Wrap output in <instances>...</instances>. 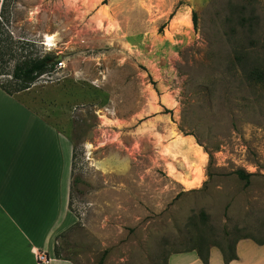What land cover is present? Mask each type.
I'll use <instances>...</instances> for the list:
<instances>
[{
    "label": "rangeland",
    "instance_id": "rangeland-1",
    "mask_svg": "<svg viewBox=\"0 0 264 264\" xmlns=\"http://www.w3.org/2000/svg\"><path fill=\"white\" fill-rule=\"evenodd\" d=\"M46 55L55 69L35 85L67 101L73 146L61 258L167 264L246 240L232 264H264V0H0V86ZM187 135L202 170L172 152ZM109 154L126 178L97 172ZM108 181L126 184L123 208L94 199Z\"/></svg>",
    "mask_w": 264,
    "mask_h": 264
},
{
    "label": "crops",
    "instance_id": "crops-1",
    "mask_svg": "<svg viewBox=\"0 0 264 264\" xmlns=\"http://www.w3.org/2000/svg\"><path fill=\"white\" fill-rule=\"evenodd\" d=\"M41 88L34 84L13 95L0 89V264H45L38 262V254H45L49 264H75L58 259L54 251L57 237L77 221L69 209L73 165V146L66 131L69 111L62 93ZM170 146L189 165L202 170L207 164L206 154L192 136H178ZM93 166L106 179L126 178L132 167L116 154L99 156ZM106 183L94 192V199L104 208L119 203L123 208L116 195L127 193L126 184L118 188ZM244 241L236 245L238 261ZM213 249L209 264H225L222 252L213 255ZM192 252L168 257L167 264H204Z\"/></svg>",
    "mask_w": 264,
    "mask_h": 264
},
{
    "label": "trees",
    "instance_id": "trees-1",
    "mask_svg": "<svg viewBox=\"0 0 264 264\" xmlns=\"http://www.w3.org/2000/svg\"><path fill=\"white\" fill-rule=\"evenodd\" d=\"M105 3V1H104ZM192 22L194 29H197L198 24V15L196 12L192 13ZM56 63L54 62V58L50 55H46L42 58L34 59L29 62H24L18 65L13 74H12V81L7 84L0 86V88L5 91L9 95H13L15 93H19L22 91H26L30 89L38 80L39 77L43 76L44 74L54 70ZM210 161H212V156L210 155ZM240 179H247V174L244 171H237L236 173ZM203 261L204 264H209V257H210V250L207 252H198L196 251ZM222 252V251H221ZM107 251H105L102 255L98 264H104V260L106 257ZM224 261L231 262L236 259L235 250L230 255L225 254L222 252ZM55 255L58 259H63L57 253V249L55 248Z\"/></svg>",
    "mask_w": 264,
    "mask_h": 264
},
{
    "label": "built area",
    "instance_id": "built-area-1",
    "mask_svg": "<svg viewBox=\"0 0 264 264\" xmlns=\"http://www.w3.org/2000/svg\"><path fill=\"white\" fill-rule=\"evenodd\" d=\"M64 66V63L62 61L58 62V68L62 69ZM38 262L39 263H45V264H49L50 259L45 255V254H38Z\"/></svg>",
    "mask_w": 264,
    "mask_h": 264
},
{
    "label": "bare ground",
    "instance_id": "bare-ground-1",
    "mask_svg": "<svg viewBox=\"0 0 264 264\" xmlns=\"http://www.w3.org/2000/svg\"><path fill=\"white\" fill-rule=\"evenodd\" d=\"M183 186L187 187V188H190V187H193L194 184L190 183V182H184Z\"/></svg>",
    "mask_w": 264,
    "mask_h": 264
}]
</instances>
